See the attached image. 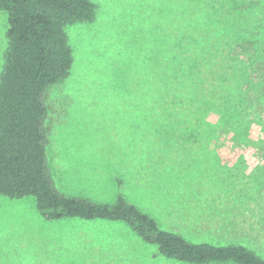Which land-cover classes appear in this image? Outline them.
Masks as SVG:
<instances>
[{
    "label": "rangeland",
    "instance_id": "1",
    "mask_svg": "<svg viewBox=\"0 0 264 264\" xmlns=\"http://www.w3.org/2000/svg\"><path fill=\"white\" fill-rule=\"evenodd\" d=\"M93 1L95 20L66 29L68 77L45 93L56 187L106 204L123 195L191 242L264 258V0ZM8 29L0 10V73ZM160 69L190 93L161 86ZM42 259L187 264L125 223L47 222L32 197L0 196V264Z\"/></svg>",
    "mask_w": 264,
    "mask_h": 264
},
{
    "label": "trees",
    "instance_id": "2",
    "mask_svg": "<svg viewBox=\"0 0 264 264\" xmlns=\"http://www.w3.org/2000/svg\"><path fill=\"white\" fill-rule=\"evenodd\" d=\"M0 10L9 17L0 73V196L32 197L47 222L78 219L125 223L144 242L156 246L159 255L178 262L264 264V258L245 245L195 243L165 230L123 195L106 204L60 192L48 166L45 93L67 78L73 66L66 29L92 23L97 4L93 0H0ZM176 72L162 71L160 77H153L163 87L172 89L177 83L183 92L190 93L185 76ZM183 100L192 102L190 98Z\"/></svg>",
    "mask_w": 264,
    "mask_h": 264
},
{
    "label": "crops",
    "instance_id": "3",
    "mask_svg": "<svg viewBox=\"0 0 264 264\" xmlns=\"http://www.w3.org/2000/svg\"><path fill=\"white\" fill-rule=\"evenodd\" d=\"M246 149H234L235 154H242ZM245 154V153H244ZM249 155V154H248ZM107 261H84V260H18L8 261V264H106Z\"/></svg>",
    "mask_w": 264,
    "mask_h": 264
}]
</instances>
